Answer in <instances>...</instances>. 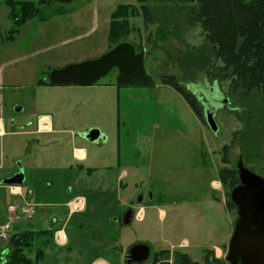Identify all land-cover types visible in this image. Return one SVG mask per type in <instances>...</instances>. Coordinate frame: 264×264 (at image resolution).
Masks as SVG:
<instances>
[{
	"label": "rangeland",
	"instance_id": "374dc122",
	"mask_svg": "<svg viewBox=\"0 0 264 264\" xmlns=\"http://www.w3.org/2000/svg\"><path fill=\"white\" fill-rule=\"evenodd\" d=\"M4 1L0 0V108L6 124L13 119L20 127L26 121H34L38 114L51 113L54 117V111L67 109L75 129L73 144L70 136L63 134L55 136L61 138L60 142L54 137L49 142L51 138H41V133L15 140L11 145L18 144V153L13 157L9 156L11 145L5 141L0 175L16 169L17 161L27 169H36L33 173L26 169L28 173L20 184L23 193L32 190L28 199L35 212L29 218L12 221L8 232L49 229L52 215L67 217L69 201L79 195L86 199L85 208L75 211L65 223L67 246L55 245L47 235L46 244L36 240L26 254L33 258L36 248L43 249V258L36 264H91L99 258L108 264H125L128 248L145 243L151 249L149 261L156 252L168 250L172 258L185 253L195 264H204L203 254H213L214 244L225 240L224 250L227 249L236 211L228 204L231 189L218 183L219 170L236 168L242 151L235 144L226 157L228 162L223 163L221 148L242 125L228 111L238 104L232 106L227 81H211L204 77L201 66L186 70L177 61L203 41L199 26L187 21L185 6L175 0H145L154 21L145 23L139 10L138 15L129 18L132 30L117 39L133 44L136 52L144 50L145 76L153 85L119 86L118 72L113 68L91 86L58 89L38 87L47 86L38 81L47 79L52 70L106 53L115 45L107 41L111 12L119 4L138 7L140 3L54 1L42 7L47 18L28 20L12 40H7L12 22ZM22 1L36 6L39 2ZM16 58L22 59L10 62ZM4 63L7 64L1 69ZM171 74L205 105L204 112L214 111L216 133L197 118L176 90L160 82L159 75ZM69 91L71 99L66 98ZM255 104L264 102L257 98ZM258 126V130H264L261 124ZM87 127L100 129L101 137L107 134L106 139L91 142L82 138L78 130ZM31 138L45 142L44 146H30ZM72 145L86 146L90 159L92 155L103 157L101 164H106V168L93 171L87 178L86 170L79 169L71 159ZM255 149L250 148L252 157L246 166L264 176V148ZM84 166L87 169L95 165L90 162ZM122 169L129 174L121 180V188L128 184L127 189L137 193L135 196L150 190L154 204L141 208L140 218L134 217L127 225L114 220L123 209L121 201L126 199L125 191L119 192L118 185L117 175ZM108 186V190L104 189ZM113 187L118 190L114 192ZM6 188L0 189V223L6 220L3 211L13 199ZM146 198L150 199L149 193ZM160 209L164 210L163 217ZM60 226L61 222L52 231ZM5 242L9 245V240ZM149 261L147 264H153Z\"/></svg>",
	"mask_w": 264,
	"mask_h": 264
},
{
	"label": "trees",
	"instance_id": "16d2710c",
	"mask_svg": "<svg viewBox=\"0 0 264 264\" xmlns=\"http://www.w3.org/2000/svg\"><path fill=\"white\" fill-rule=\"evenodd\" d=\"M38 1L37 6L30 1H5L9 7L8 17L12 22L8 32L11 37L6 38L7 40H12L19 28L28 20L47 18L48 14L42 7L46 8L54 1L68 3L73 0ZM137 1L140 3L138 7L131 4H119L111 12L108 44H117V39L121 35L128 34L132 30L129 18L138 15L139 10L145 23L154 21L151 7L144 3L145 0ZM175 2L185 6L187 21L196 23L203 35L202 44L192 49L187 55L177 58V61H180L186 70L201 66L206 79L220 83L227 81V92L232 99V106L238 104L236 108L232 107L228 111L230 115L233 114L238 119L242 127L233 131L229 143L222 146V162H228L226 157L229 150L238 144L242 151L243 163L249 164L252 157L250 148H256L255 150L264 148V130L257 129L260 124L264 127V105L255 104L257 98L264 102V0H175ZM158 77L162 84L176 90L197 118L205 124L203 105L197 96L183 89L175 75H159ZM117 84L119 86H151L154 83L144 76L131 82L117 80ZM219 178L222 185L228 189L239 182L235 168L220 169ZM229 195L230 193H228L229 207L235 210L236 206L229 200ZM52 234L48 230L27 229L12 235L9 239V250L0 259V264L38 263L43 258V249L36 248L33 258L28 256L26 251H30L36 240L46 244L49 241L47 235L52 237ZM158 256L167 259L169 252L160 250L149 262L155 263ZM205 257L206 261L208 255ZM174 259L178 264H195L185 253H177ZM216 261L224 264V260Z\"/></svg>",
	"mask_w": 264,
	"mask_h": 264
},
{
	"label": "water",
	"instance_id": "95a60500",
	"mask_svg": "<svg viewBox=\"0 0 264 264\" xmlns=\"http://www.w3.org/2000/svg\"><path fill=\"white\" fill-rule=\"evenodd\" d=\"M114 67L118 69V79L121 81L141 79L145 75L144 50L136 53L131 43L122 41L96 59L51 71L49 78L57 84L74 83L88 86ZM205 122L211 131L217 132L218 125L213 110L206 109ZM99 135L98 129L91 128L86 137L95 141ZM235 167L239 184L231 189L230 199L237 207L238 217L226 259L230 264H264V177L246 167L241 159L236 162ZM18 168L17 172L0 183L21 184L25 172L21 165ZM135 253L138 256H134ZM149 254L150 247L145 243L134 244L129 251V256H134L137 261H146Z\"/></svg>",
	"mask_w": 264,
	"mask_h": 264
},
{
	"label": "crops",
	"instance_id": "0c3cea01",
	"mask_svg": "<svg viewBox=\"0 0 264 264\" xmlns=\"http://www.w3.org/2000/svg\"><path fill=\"white\" fill-rule=\"evenodd\" d=\"M5 1H4V3H5ZM17 1H22V0H17ZM7 7H8V5H7ZM21 59L22 58H16V60L10 61V62L11 63L17 62V61H19ZM5 64H7V63H4V64L1 65V69H3ZM98 86H103V85L99 84ZM38 87H41V88H54V87H57L59 89V88H64V87H68V88L72 87L73 88V87H77V86L75 84H62V85L56 84V85H47V86H38ZM103 87H106V85H104ZM100 88H102V87H100ZM73 97H74V95H73ZM66 98L71 99L70 91L67 92ZM66 111L68 112L67 109H65L64 112L62 110H60V111L56 110V111H54V117H53V115L51 113L38 114L34 121H26V122L22 123V127L19 129L18 127H15L16 126L15 123L12 126H10L9 124L8 125L6 124V120L2 116L3 111L0 108V154H1V156H3V154H4L2 148L5 145V141H7V143H9L11 145L15 140L20 141V138L23 139L24 137L25 138L29 137V139H30V137L31 136H35L36 133H39V134L41 133V138L42 137L45 138V136H46V138H48V137L51 138L49 140V142H52V137H54V139H56L57 142L61 141V138H59V137L57 138L55 136H59V135H62V134L66 135L67 137L70 136V139H71L70 142L73 144V139L75 138V129L72 127V124H73L74 121H73V117L72 116L66 114L67 113ZM44 122H45V126H41ZM91 128H93V127H91ZM85 130H86V128L78 130V132L80 134L81 132H84ZM106 137H107V134L104 133V138L106 139ZM41 143H42V145H41ZM44 143L45 142H40L39 139L35 140V139L31 138L30 146H32V147L34 146L36 148H39L40 146H44ZM11 147L12 148L10 149L9 156L13 157V155L15 153H18V150L16 149L18 147V144L16 143L14 146L11 145ZM27 152H29V146H28V151ZM71 153H72V157H74V158H71V159H73L74 162H83L85 165H87L88 163L92 162V165H95L94 167H92V166L87 167V169H85L86 167H84V171L85 170L87 171V172L85 171V174H86L87 178L92 176V172L93 171H98L101 167L106 168V164L105 165L101 164V162H104L103 157L92 155L91 159L89 158L90 156L88 154V149H87L86 146H83V145H78V146L77 145H72ZM25 156H27V154H25ZM38 159H40L39 156H38ZM41 161L42 160H40V162ZM19 165L22 166V168H23V170L25 172L24 174L26 176L27 173H28V171H26L27 168L24 165H22L20 163V161H17L16 162L17 168L15 169L13 167V168L10 169V171H9L10 173H8L6 175H0V181L3 180L4 178H7V177L11 176L15 172H17ZM31 167L32 166L29 167L30 169H27V170H29V172H32V170L35 169V168H31ZM108 167H110V166H108ZM128 174H129V172L127 170H123L122 169V170H120V173L117 175L118 178H119V183H118V185L120 187V189H119L120 191L119 192L125 191V190H123V188H121V180L123 179V177H125ZM24 179H25V177H24ZM115 181H116V179H115ZM127 188H128V184H127V187L125 189H127ZM0 189H5V185L0 184ZM6 189H8V188H6ZM104 189L108 190L109 186L105 187ZM112 190H114V192H116L118 189L116 187H113ZM21 191L23 192L22 189H21ZM8 193L11 195V197H13V199H11V201L7 204L6 210L4 209V211H3V214H5V212H6V214H5L6 215V220L3 223H6L8 221V219H9V212H8L9 204L17 201V197L12 195L9 192V190H8ZM32 193H33L32 190H29V192L26 193V194H30V196H31ZM1 196H2V192L0 190V200H1ZM118 196H120V195H118ZM76 197H78V199L80 198L79 202L83 203V205L86 203V199H85V197L83 195H79V196H76ZM118 202H120V198H118ZM68 207H69V213H68L67 217L62 219V218H59V216L57 214L53 213L54 215L51 216L52 217V220H51L52 224L49 226V228H54V226L59 225L60 222L62 223V226H60L59 228H56V229H58L57 233L58 232H62L63 237H64V242H63L64 244L66 242L68 243V238H67V235H66L65 230H64L65 229V227H64L65 223L69 219V217H71V215L76 211L75 208L72 207V206H69V204H68ZM160 212H161V217H163L164 216V210L160 209ZM3 223H0V226ZM16 224L18 225L19 223H16ZM26 229L27 228L22 229L21 231H24ZM21 231H13V232L9 233V235H14V234H17V233H19ZM186 240L187 239H185L184 242ZM225 242L226 241L224 240V241L221 242V244H219V245L214 244L212 246L211 249L213 251V254H214L215 258L223 259L225 257L226 250H227V249L224 250V243ZM186 244L187 245L190 244L188 242V240L186 241ZM8 249H9V245L6 242L1 241L0 242V258L3 257L4 255H6V253L8 252ZM91 264H108V263L106 262L105 259L99 258L96 261L92 262Z\"/></svg>",
	"mask_w": 264,
	"mask_h": 264
},
{
	"label": "flooded vegetation",
	"instance_id": "af4514ba",
	"mask_svg": "<svg viewBox=\"0 0 264 264\" xmlns=\"http://www.w3.org/2000/svg\"><path fill=\"white\" fill-rule=\"evenodd\" d=\"M50 73V72H49ZM49 73L47 74V80L45 79V78H43V79H40L38 82H40V81H49ZM15 123V121L13 120V119H11L9 122H8V124L10 125V126H12L13 124ZM15 127H18L19 129L22 127V125L19 127V126H15ZM89 129L90 128H88V129H86L84 132H81L80 133V136L81 137H83V138H85V139H87L88 141H91L90 140V138H87L86 136L88 135V131H89ZM99 133H100V135H99V137H98V139L97 140H95V141H91V142H96V141H103V136L101 137V132H100V130H99ZM101 137V139H99ZM76 163V165H77V167H79V169H83L85 166V164L83 163V162H75ZM72 167V166H71ZM237 184H239V182L237 183ZM236 184V185H237ZM235 185V186H236ZM127 187V184H125V186L123 187V190H125V197H126V199H125V201H121L122 203H123V209H122V211H121V214L118 216V217H116V218H114V220L115 221H118V222H120V223H124V224H129L131 221H132V219L135 217V215H136V213L141 209V208H144L145 206H151V205H154L153 204V198L151 197L152 196V194H151V191L149 190H145V191H143V192H140L137 196H135L136 194H132L131 193V191H130V189H125ZM234 187V186H233ZM232 187V188H233ZM231 188V189H232ZM231 192V191H230ZM148 193H149V198L150 199H147L146 198V194L148 195ZM149 200V201H148ZM236 206V205H235ZM235 211H236V219H237V207H236V209H235ZM129 217V218H128ZM128 218V219H127ZM236 219H235V221H236ZM125 220H128L127 222L125 221ZM234 224H235V222H234ZM229 243V242H228ZM133 245H131L129 248H128V251L124 254V261H125V264H147V262L146 261H137L136 259H135V257L134 256H138V254L137 253H135L134 254V256L133 257H130L129 256V251H130V248L132 247ZM229 247V246H228ZM150 254H151V251H150ZM169 255H171V253L169 252ZM206 255L205 254H203V262H204V264H220V263H218L216 260H218L217 258H215L214 257V255L213 254H208V259L205 261V257ZM187 257L188 258H190V256L189 255H187ZM166 263H168V264H178V262H176L175 261V259L174 258H172V257H170L169 256V258H167V259H165V258H160L159 256H158V258L156 259V261H155V263H153V264H166Z\"/></svg>",
	"mask_w": 264,
	"mask_h": 264
},
{
	"label": "built area",
	"instance_id": "2783aa9c",
	"mask_svg": "<svg viewBox=\"0 0 264 264\" xmlns=\"http://www.w3.org/2000/svg\"><path fill=\"white\" fill-rule=\"evenodd\" d=\"M10 191L16 195H21L17 187L11 186ZM8 210H9V222L0 227V241L8 239L7 229L13 220L19 219L20 217L23 216L30 217L34 212L33 206L30 205V203L26 200H22V203L20 205L17 204L9 205Z\"/></svg>",
	"mask_w": 264,
	"mask_h": 264
},
{
	"label": "bare ground",
	"instance_id": "6f19581e",
	"mask_svg": "<svg viewBox=\"0 0 264 264\" xmlns=\"http://www.w3.org/2000/svg\"><path fill=\"white\" fill-rule=\"evenodd\" d=\"M58 239H60L61 241L64 240L62 232H58Z\"/></svg>",
	"mask_w": 264,
	"mask_h": 264
}]
</instances>
